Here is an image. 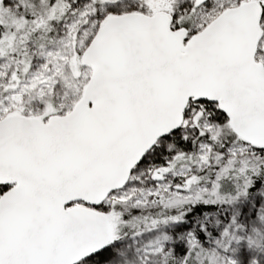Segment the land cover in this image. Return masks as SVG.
Here are the masks:
<instances>
[{
	"label": "snow or ice",
	"instance_id": "obj_1",
	"mask_svg": "<svg viewBox=\"0 0 264 264\" xmlns=\"http://www.w3.org/2000/svg\"><path fill=\"white\" fill-rule=\"evenodd\" d=\"M0 264H264V0H0Z\"/></svg>",
	"mask_w": 264,
	"mask_h": 264
}]
</instances>
